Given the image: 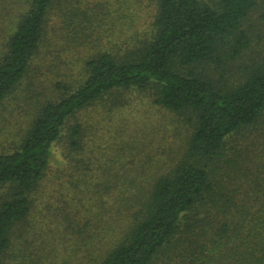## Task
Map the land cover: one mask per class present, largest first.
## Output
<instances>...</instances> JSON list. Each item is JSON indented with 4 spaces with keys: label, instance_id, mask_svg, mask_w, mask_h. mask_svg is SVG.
Wrapping results in <instances>:
<instances>
[{
    "label": "trees",
    "instance_id": "16d2710c",
    "mask_svg": "<svg viewBox=\"0 0 264 264\" xmlns=\"http://www.w3.org/2000/svg\"><path fill=\"white\" fill-rule=\"evenodd\" d=\"M134 1L105 24L110 0H0V108L41 54L58 89L0 151V264L19 239L21 264H264V53L226 76L258 2ZM129 90L185 117L177 156H96Z\"/></svg>",
    "mask_w": 264,
    "mask_h": 264
},
{
    "label": "rangeland",
    "instance_id": "374dc122",
    "mask_svg": "<svg viewBox=\"0 0 264 264\" xmlns=\"http://www.w3.org/2000/svg\"><path fill=\"white\" fill-rule=\"evenodd\" d=\"M89 1L93 4L97 3L99 0ZM110 1L112 2L111 7L113 8L111 13L112 16H100L105 24L116 21V12H114V9H118L120 3H122L124 9L127 4L131 6L132 3L136 4L134 0ZM206 1L212 2L214 0ZM257 2L258 5L250 12V15L244 23V28L251 37L250 48L247 52H244L238 60L227 64L228 71L226 72V76L230 81L235 80L238 75L241 74L245 65H249L254 61H260V57L264 53V0H257ZM148 3H150V0L141 1L143 9L141 10L142 16H140V21H144L147 18L145 12L151 7ZM72 53L75 52H66L67 55ZM83 53L85 54L86 52H81V55ZM41 57L42 54L41 56H37L35 60L38 63V67H31L28 76L0 108V151L8 150L19 138L21 128L27 123L25 122L29 115L27 112L33 110L40 102L48 99H55L58 94V89L54 86L53 75L47 72L46 68H39ZM209 69L216 77L220 73L215 66H211ZM123 96L125 101L120 104L122 106L114 109V111L107 114L106 117H103L107 119L99 124L98 127L92 128L87 134L88 137L93 140L89 142L90 144H98L95 148L99 150L96 152L98 153L96 156L101 158V162H107V159L113 156L114 158L121 156L119 161H108L115 164V166L119 167L121 170L129 169L133 166L135 162H132L133 160H131L130 155H134V153L138 157L142 155L143 158L141 162L148 160L149 156L151 158L163 155L171 157L177 156L186 139V133H188L185 132V117L155 105L150 95L144 91L129 90L126 95L123 94ZM111 98L112 99L106 101V103H111L110 101L117 99L118 96H111ZM65 146V143H61L55 147V159L61 158L60 152ZM135 149L138 150L135 151ZM55 168L56 162H53L51 171H54ZM51 173L52 172H50V174ZM6 192V187L0 189V200L6 195ZM51 201V205L55 204L53 199ZM39 207L40 206L37 208ZM54 213L55 211L49 212V215L51 214L52 216L50 219L52 222L59 219V216L54 215ZM36 229L35 234H38L39 230L37 227ZM49 229L50 228H46L45 230L50 234V236H48L50 239L51 232H49ZM27 234H24V237H26ZM35 234H30L28 236L32 238ZM22 241L23 239H19L14 250L6 257V260L10 261L11 264H15L16 262H18L17 264H21L19 261L21 257L19 248H23L25 245H23ZM36 241L42 243L39 239Z\"/></svg>",
    "mask_w": 264,
    "mask_h": 264
}]
</instances>
